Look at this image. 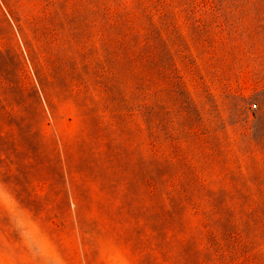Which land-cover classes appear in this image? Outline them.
Here are the masks:
<instances>
[{"label": "rangeland", "instance_id": "rangeland-1", "mask_svg": "<svg viewBox=\"0 0 264 264\" xmlns=\"http://www.w3.org/2000/svg\"><path fill=\"white\" fill-rule=\"evenodd\" d=\"M0 180L58 264H264V0H0Z\"/></svg>", "mask_w": 264, "mask_h": 264}, {"label": "clouds", "instance_id": "clouds-1", "mask_svg": "<svg viewBox=\"0 0 264 264\" xmlns=\"http://www.w3.org/2000/svg\"><path fill=\"white\" fill-rule=\"evenodd\" d=\"M23 211L18 197L0 180V264H58L26 236Z\"/></svg>", "mask_w": 264, "mask_h": 264}]
</instances>
